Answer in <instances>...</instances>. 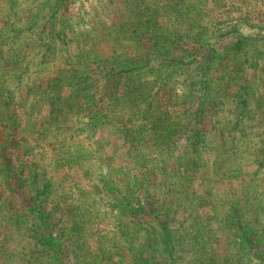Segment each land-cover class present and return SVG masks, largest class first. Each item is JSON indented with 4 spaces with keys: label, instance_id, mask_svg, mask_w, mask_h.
<instances>
[{
    "label": "rangeland",
    "instance_id": "obj_1",
    "mask_svg": "<svg viewBox=\"0 0 264 264\" xmlns=\"http://www.w3.org/2000/svg\"><path fill=\"white\" fill-rule=\"evenodd\" d=\"M169 3L0 0V264H264V0L181 1L124 103Z\"/></svg>",
    "mask_w": 264,
    "mask_h": 264
},
{
    "label": "trees",
    "instance_id": "obj_2",
    "mask_svg": "<svg viewBox=\"0 0 264 264\" xmlns=\"http://www.w3.org/2000/svg\"><path fill=\"white\" fill-rule=\"evenodd\" d=\"M174 1H177V0H173V3H169L170 8H176L175 10L171 11L172 18H170V19L172 20V23H171L170 28L157 27V23H153V24L151 23L152 25L150 24V27L148 28L149 32H151V34H159L160 39L156 40L158 37H157V35H155L156 39L153 40L152 43L150 42L151 44L148 46L149 48H147L148 52L146 51V54H144V53L140 54V52H137V54H139L137 57L128 61L126 63V65H122V67L124 69L122 71L118 72V74L116 76L111 77V79L118 77L117 78L118 80L119 79H125V81H130L129 85L126 86L125 91L121 94L122 99H124V101H123L124 103L129 104L131 101V104H135V105H139L141 103L151 104V102L148 100L150 98V95L148 94V95L144 96V94L147 92L146 86H142V85L136 84V83H139V81L142 77H146V76L150 75L149 72L139 73L140 70L145 69L150 64L151 61H155V62L159 61L158 57H154L152 55L159 54V51L166 49L167 53H168L167 50H169L168 54L164 51L165 54L169 56V58H168L169 64H176V63L178 64L183 59L182 57H179L177 55L176 50H175L178 40H177L176 35L173 32L174 31L173 25L175 24L174 19L179 18V16L181 15L180 10H181V7L183 6V4L181 5V1H184V0H178L177 2H174ZM168 29H171V30H168ZM121 30H122V28H121ZM166 40H167V45H165ZM210 57H212V56H210ZM217 59H221V57L219 56V57H217ZM132 60H134V63L131 62ZM210 63H211V61L206 63L205 64L206 66L204 65V66L200 67L199 69L204 70L205 68H207L210 65ZM242 64H243V62H242ZM211 67H212V65H211ZM163 77H164L163 75L159 76V80L162 79ZM181 82L185 83L186 78H182ZM107 96H109L111 99L115 95H113V93H111V91H110L109 93H106L105 96H102V98L100 100L104 101L105 100L104 98ZM89 100H91V103L94 104V97L91 96V98H90V96H87V99H86L87 103ZM119 102H122V101H117L118 104H119ZM108 104H110V111H111V109L114 108V104L112 102H110ZM205 105H207L206 98L202 96V97L197 98V109H196V111H193L190 113L191 109H190V106H188L187 110L182 113V115H184L186 117L189 116L187 124L191 123L192 121L198 122L200 120V115L202 114V109L200 111V109H198V107L199 106H205ZM106 109L107 108H104L103 110L105 111ZM149 109L150 108H148V109L144 108V109L139 110L138 115L140 116L142 122H145L148 125H152L153 123L151 121H149V118H148ZM156 109H158V106ZM187 113H188V115H187ZM166 118L172 119L171 124H175L176 126L179 124L176 117H173L172 114L170 115V117H166ZM164 126H165V128L168 129L166 132L167 135H171V133L174 134V132H175L174 129L172 127H170V125L168 123H166ZM151 242H152L151 240L148 241V244L151 245L149 247H152L154 245ZM160 243L163 247L162 248V254H163L162 257L164 258V264H168L169 260L172 258L171 255H167L168 254L167 249H168V246L170 245V241L168 238L166 239L163 237V240ZM149 263H150V261H147L146 259H141V261H140V264H149ZM151 264H155V263L152 262Z\"/></svg>",
    "mask_w": 264,
    "mask_h": 264
}]
</instances>
